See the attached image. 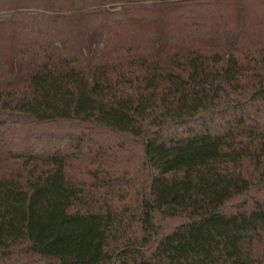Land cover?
Returning a JSON list of instances; mask_svg holds the SVG:
<instances>
[{
	"label": "trees",
	"instance_id": "trees-1",
	"mask_svg": "<svg viewBox=\"0 0 264 264\" xmlns=\"http://www.w3.org/2000/svg\"><path fill=\"white\" fill-rule=\"evenodd\" d=\"M247 1L0 0V26L107 5L156 16L121 40L77 24L22 49L10 31L0 264H264V18ZM215 3L244 15L169 23Z\"/></svg>",
	"mask_w": 264,
	"mask_h": 264
},
{
	"label": "rangeland",
	"instance_id": "rangeland-1",
	"mask_svg": "<svg viewBox=\"0 0 264 264\" xmlns=\"http://www.w3.org/2000/svg\"><path fill=\"white\" fill-rule=\"evenodd\" d=\"M240 5L232 4L230 6H223V4H211L205 6L203 4L186 5L185 7L175 8L180 16L176 15L169 23H173L182 27H191L194 24H203L211 20H219L222 22H233L241 19L244 15L239 9ZM249 7V9H248ZM109 13H94L87 17L77 18L70 17L71 14H48V13H30L17 14L9 18V22L0 26V55L8 53L10 45V31L15 29L17 31V48L18 46L24 49L31 41L40 39H51L70 35L77 30L87 31L89 29H106L110 30L108 33L110 37L121 40V37L130 33V24L137 23L143 20L146 12L137 11L134 9L133 17H129L126 11H120L119 5L113 7L105 6ZM117 12V13H116ZM246 19L255 22L258 18H264V0H249L247 1ZM141 14L138 16L136 14ZM252 16V17H251ZM149 21L156 18L153 13H147L145 16ZM127 19H132L128 21ZM77 24H81L80 29L73 30ZM250 26L253 25L249 23ZM123 39V38H122ZM19 48V49H20ZM11 51V50H10ZM12 52V51H11ZM129 151H135L134 144L129 146ZM180 219H173L165 222V227L168 229Z\"/></svg>",
	"mask_w": 264,
	"mask_h": 264
}]
</instances>
